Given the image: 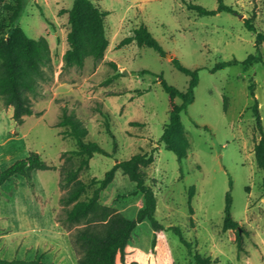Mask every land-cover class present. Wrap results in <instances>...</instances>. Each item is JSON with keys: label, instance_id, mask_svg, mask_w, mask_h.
Wrapping results in <instances>:
<instances>
[{"label": "rangeland", "instance_id": "rangeland-1", "mask_svg": "<svg viewBox=\"0 0 264 264\" xmlns=\"http://www.w3.org/2000/svg\"><path fill=\"white\" fill-rule=\"evenodd\" d=\"M17 1L0 0V38L19 24L30 37L48 38L52 61L47 80L33 97L41 115L27 116L19 124L13 106L0 95V171L31 151L57 168L34 170L31 180L15 176L0 187V259L12 264H79L71 238L77 227L70 229L61 219L66 192L61 185L63 153L76 148L75 139L61 134L64 128L56 125L66 106L88 127L87 139L109 152L95 153L90 167L80 172L89 184L82 199L98 186L93 179L103 178L116 161L138 152L154 155L145 170L157 197L159 225L155 228L148 219L139 222L117 264H196L191 251L210 257L211 264H264L263 170L255 151L261 134L250 94L252 84L264 129V42L258 52L256 32L244 25V18L252 16L257 31L264 33V0H224L238 14L208 15L189 9L188 3L216 9L217 0H92L108 11L109 46L104 58L88 57L83 67L68 68V13L60 10L70 8L74 0H25L18 23H12ZM140 25L158 39L165 55L136 41L121 45ZM251 53H260L263 62L244 65ZM172 57L199 69L195 99L181 112L189 142L182 162L160 141L170 116L162 80L183 91L190 80ZM233 58L239 63L212 71L217 62ZM116 72L120 75L109 81ZM78 160L74 155L73 161ZM228 192L241 245L238 230L223 227ZM100 200L129 219H136L143 204L136 182L122 169L101 191ZM172 226L181 228L190 246Z\"/></svg>", "mask_w": 264, "mask_h": 264}, {"label": "trees", "instance_id": "trees-1", "mask_svg": "<svg viewBox=\"0 0 264 264\" xmlns=\"http://www.w3.org/2000/svg\"><path fill=\"white\" fill-rule=\"evenodd\" d=\"M217 1L216 9H208L193 2L188 3V8L197 11L200 15L215 14L221 11L238 14V11L232 5L226 4L224 0ZM25 5V0H18L13 6L14 10L10 16L12 23H18ZM60 13H68L69 23L67 35L69 46L64 53V67H83L88 57L95 60L104 58L109 46L105 26L108 11L101 9L92 0H74L70 8H62ZM253 20L252 16L244 18V25L247 29L256 32V47L259 52L260 45L264 42V33L257 31ZM133 41H136L139 46H147L162 55L166 54L161 43L145 25L135 27L133 35L124 38L121 45ZM171 60L180 71L190 76V80L184 91L169 84L166 80H162L169 95L170 116L160 141L164 142L166 149L175 152L179 161L182 162L188 155L189 142L183 128L181 112L186 110L195 99L199 69L185 66L177 57H172ZM51 61L52 51L46 36L30 37L21 25L15 24L9 28L7 36L0 38V95L6 105L13 106V118L17 123L22 124L27 116L43 113L34 108L33 97L42 81L47 80V68L51 65ZM257 62H263L261 54L251 53L243 61V64L253 65ZM237 63H239L237 58L219 61L212 71ZM112 64L117 69V65L114 62ZM142 72L146 73L148 70H142ZM119 75L120 72H116L109 78V81ZM250 94L254 99L252 108L261 134L255 151L258 166L263 170L264 187V129L252 84H250ZM177 97L181 98L180 103L176 102ZM56 125L64 128L61 134L72 137L76 141V148L73 151L63 153L65 161L61 167V185L66 188V192L61 197V202L64 204V215L61 219L63 223L70 226V229L73 228L72 226L77 227L71 232V238L79 251L78 263L117 264L119 255L124 256L132 232L139 222L148 219L155 228L159 225L156 218L157 197L153 187L147 183L148 173L145 170V167L154 162V155L148 152H138L127 160L116 161L106 171L103 178L93 179V182H97L98 186L91 196L82 199V195L88 192L89 184L80 178V172L90 167V160L95 153L109 155V152L98 142L87 139L88 127L79 116L69 111L66 106L63 107L61 118ZM107 129L114 137L109 127ZM115 145H117L116 142ZM74 155L79 158L77 163L73 161ZM56 168L57 166L49 164L41 153L31 151L27 157L16 160L0 171V187L15 176H24L31 180L34 170ZM118 169H122L136 182L137 192L143 196V204L136 219L127 218L116 207L102 203L100 200L101 191L113 181ZM231 208L232 195L228 192L223 227L224 229H237L239 245H241L240 224L233 217ZM172 228L180 235L182 241L189 245L181 228L176 226H172ZM191 254L196 264H211L210 257H203L200 253H192V251ZM0 263L12 264V262L2 259H0ZM24 263L47 264L40 260L25 261Z\"/></svg>", "mask_w": 264, "mask_h": 264}]
</instances>
